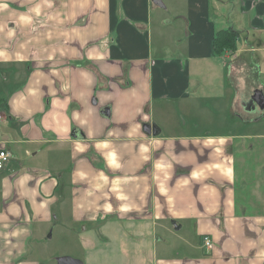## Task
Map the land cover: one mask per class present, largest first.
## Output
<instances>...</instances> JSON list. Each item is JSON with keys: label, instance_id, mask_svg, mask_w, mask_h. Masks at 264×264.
Masks as SVG:
<instances>
[{"label": "crops", "instance_id": "obj_1", "mask_svg": "<svg viewBox=\"0 0 264 264\" xmlns=\"http://www.w3.org/2000/svg\"><path fill=\"white\" fill-rule=\"evenodd\" d=\"M259 70L264 0H0V264H264Z\"/></svg>", "mask_w": 264, "mask_h": 264}, {"label": "rangeland", "instance_id": "obj_2", "mask_svg": "<svg viewBox=\"0 0 264 264\" xmlns=\"http://www.w3.org/2000/svg\"><path fill=\"white\" fill-rule=\"evenodd\" d=\"M211 18L215 19V16L213 15V13L211 15ZM233 18H234V13H225V14H223L222 20H225V19L226 20H232ZM242 41H243L242 38H241V40L240 39L238 40L237 45L239 46V48H242ZM260 67L262 68V63L260 64ZM262 71H263V74L260 72V70L258 72V74L260 76H264V70H262ZM251 144L253 146H255V148H254V150H255V149H257V145L260 146L262 144V140L253 139ZM260 155H261V153L259 152V150H257L256 152L254 151L251 154V157H252L251 161H253L251 163H252V165L254 164V167H255L256 164H258L260 162V160H261ZM238 156H240L242 158H245L247 156V154H238ZM239 163L240 162H238L237 170H236L237 171V175H238V185L236 186V189H237L238 195H242V196H245L247 199H250V198H252L254 196V193L252 191V184L249 181L250 178L248 176V170H247V172H244L243 169L239 166ZM262 173H263V171H259L258 172V176H261ZM249 174L251 175L252 173L249 172ZM253 177H256V176H253ZM245 178H247L249 180H246ZM242 179H244L245 181L242 180ZM245 182H246V186H245ZM187 230L179 231L178 234H180L181 236L183 234H187V233L184 232V231H187ZM175 236H176V233H173L172 235H167L166 236V237H168L167 242L169 241V242L173 243V242L176 241V245H177L179 243V240H178L177 236L176 237Z\"/></svg>", "mask_w": 264, "mask_h": 264}, {"label": "trees", "instance_id": "obj_3", "mask_svg": "<svg viewBox=\"0 0 264 264\" xmlns=\"http://www.w3.org/2000/svg\"><path fill=\"white\" fill-rule=\"evenodd\" d=\"M237 37L238 33L231 29L215 32L212 41L214 55L220 56L224 52L235 51Z\"/></svg>", "mask_w": 264, "mask_h": 264}, {"label": "water", "instance_id": "obj_4", "mask_svg": "<svg viewBox=\"0 0 264 264\" xmlns=\"http://www.w3.org/2000/svg\"><path fill=\"white\" fill-rule=\"evenodd\" d=\"M252 100L257 104V106L264 110V92L257 90L254 91V94L252 96ZM107 111V110H106ZM108 115V111L104 112ZM145 131L147 133L152 134L153 136L158 135V128L156 126H146ZM57 264H82L79 260L72 259L70 257H60L56 260Z\"/></svg>", "mask_w": 264, "mask_h": 264}, {"label": "built area", "instance_id": "obj_5", "mask_svg": "<svg viewBox=\"0 0 264 264\" xmlns=\"http://www.w3.org/2000/svg\"><path fill=\"white\" fill-rule=\"evenodd\" d=\"M11 158L12 156L9 152L0 150V170L4 169L5 165L11 160ZM202 245L206 250H211L213 247L212 241L207 236L202 238Z\"/></svg>", "mask_w": 264, "mask_h": 264}]
</instances>
